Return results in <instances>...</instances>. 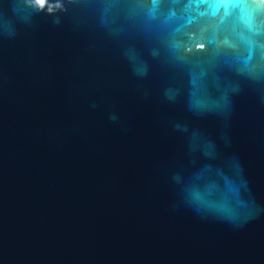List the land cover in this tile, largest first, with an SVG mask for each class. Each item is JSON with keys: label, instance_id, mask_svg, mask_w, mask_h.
<instances>
[{"label": "water", "instance_id": "1", "mask_svg": "<svg viewBox=\"0 0 264 264\" xmlns=\"http://www.w3.org/2000/svg\"><path fill=\"white\" fill-rule=\"evenodd\" d=\"M0 0V264H264V0Z\"/></svg>", "mask_w": 264, "mask_h": 264}, {"label": "snow or ice", "instance_id": "2", "mask_svg": "<svg viewBox=\"0 0 264 264\" xmlns=\"http://www.w3.org/2000/svg\"><path fill=\"white\" fill-rule=\"evenodd\" d=\"M36 2H37V3H40V2H38V0H36Z\"/></svg>", "mask_w": 264, "mask_h": 264}]
</instances>
